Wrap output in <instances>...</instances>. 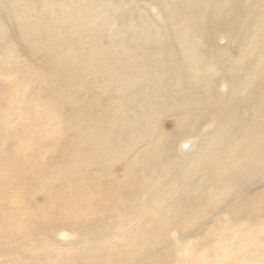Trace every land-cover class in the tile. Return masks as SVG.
I'll return each instance as SVG.
<instances>
[{"label": "rangeland", "instance_id": "1", "mask_svg": "<svg viewBox=\"0 0 264 264\" xmlns=\"http://www.w3.org/2000/svg\"><path fill=\"white\" fill-rule=\"evenodd\" d=\"M223 2L227 5V19L222 20L221 11L216 16L210 15L219 22L204 19L200 34H204L206 42H201L212 50V57L225 68L229 62L243 59L241 56L249 48V44L241 41L245 35L241 23L246 24L252 17L247 18V7L258 9L260 12L255 15L260 16L264 0H206L203 5L209 12L205 14L212 13L215 3ZM201 5L202 0H0V193L3 191L2 196H7L6 202H0V212L9 213L14 219L9 224L14 233L11 237L6 236L3 223H0V246L10 250L8 254L0 252L3 259L0 264H89L94 260L105 262V258H111L113 264L122 256L133 255L135 246L140 248L141 254L147 252L145 256L152 257L146 264H200L194 262L195 255L204 258L201 264H251L252 260L264 264V215L260 223L248 224H219L217 219L210 221L211 217L201 222L155 223L130 210L118 217L117 210L106 207L108 203L101 193L99 199H89V203L78 205V213L72 214L62 227L43 232L33 224L32 215L36 216L38 210L35 200L43 201L47 188L28 180L23 165L27 150L35 149V164L49 159L43 171L56 174L58 166H67L69 157L74 158L79 150L69 141L73 136L71 123L79 117H88V122L98 118L101 122L104 120L101 113L117 111V107L112 106L116 100V77L126 76L132 83L148 76H160L162 80L170 78L175 82L181 78L177 76L188 79V74L183 72L171 75L177 73L183 63L181 53L185 48L192 52L202 49L196 45L199 36L192 28L195 19L187 18V13L204 11ZM235 20L241 24L240 28ZM219 75L221 80L216 85V93L207 95L209 98L197 104L201 112L207 108L204 103L212 106L213 102L217 105L218 116L230 111L233 95V77L230 76L242 75L236 69L221 71ZM258 81L264 85L263 80ZM253 85L257 84L252 82ZM64 90L81 107L69 102L68 96L62 95ZM261 90H253L249 101L239 104L234 125L219 124L220 119H216V125L212 126L207 118L205 131L220 132L222 140L233 127H243L251 118L252 107L248 104L254 102ZM196 92L201 93L199 86ZM172 95L167 94L168 98ZM182 105L177 104L176 108ZM164 109L169 110L170 105ZM84 111V115L77 116ZM116 117L113 116V120ZM171 118L172 115L154 120L152 136L158 133L154 141ZM169 128L167 125L166 129ZM99 130L97 124L88 126L90 134L96 135ZM201 136L202 133L195 138L178 136V156H168L167 139L163 136L161 142L166 145L160 147L156 159L161 166H178L179 160L185 162L196 156L198 146L195 144ZM37 146L42 148V154ZM88 147L90 149L91 144ZM146 148L147 144L128 150L125 157L129 159L125 163ZM94 149L92 146L93 151H100L97 146ZM87 164L90 173L101 170L98 156L88 158ZM122 167L123 164L115 166L113 171L119 173ZM164 176L167 181V173ZM39 177L35 180L39 181ZM188 177L183 176V179L188 180ZM152 181L156 185L158 178ZM15 186L19 189L17 198L12 193ZM5 187L9 191L4 190ZM17 199V206H9ZM225 226L242 228L245 232L252 230L251 235L246 234L247 238L255 236L257 248L251 256L239 259L241 252L235 249L246 250L248 246L247 239L239 238L237 233L222 242ZM206 227L211 229L208 231Z\"/></svg>", "mask_w": 264, "mask_h": 264}, {"label": "bare ground", "instance_id": "2", "mask_svg": "<svg viewBox=\"0 0 264 264\" xmlns=\"http://www.w3.org/2000/svg\"><path fill=\"white\" fill-rule=\"evenodd\" d=\"M205 1L202 0L201 5L204 11L187 13V18L195 19L192 28L200 38L199 40L197 37L196 45L198 44L197 46L202 49L192 52L189 48H185L181 53L183 63L180 64L177 73L174 72L171 75L176 76L183 72L185 75L188 74L186 76L188 79H185V76H177L181 78L175 82L170 78L162 80L160 76H148L132 83L126 76L116 77V100L112 106L115 105L117 111L107 110L105 113H101L100 115L104 118L101 122L98 118L97 121L91 118L88 122V117H79L71 123L73 136L69 138V141L79 150L75 152L74 158L69 157L70 161L67 166H58L56 174L52 173L51 175L43 171L47 168L46 164L49 159L44 158L42 162L35 164V149L27 150L23 165L28 180L32 184L40 183L47 188L44 191L43 201L35 200V208L38 210L36 216L32 215V219L36 229L49 232L50 229L62 227L65 225L64 222L70 221L72 214L78 213V205H84L87 201L89 203V199H99L101 193L108 203L106 207H113V211L117 210L118 217L129 213L128 210H130L131 213L142 217V219L152 220L155 223H180L185 220L201 222L208 217H211L210 221L217 219L219 224L260 223L261 215H264V85L258 80L264 81V10L260 16H257L255 14L260 12L258 9L247 7V18L252 17L246 24L240 17L243 25L242 30H244L242 34L245 33L241 41L245 45L249 44V48L241 56L243 59L229 62L224 68L220 66L221 62L212 57V50L207 49L202 43L206 41L203 39L204 34H200V25L204 19L208 21V18L211 23L219 22L216 17H211L216 16L220 11L223 12L221 13L222 20L227 19L225 16L227 5L224 2L215 3L212 6V13L205 14L209 12V9L203 5ZM235 23L240 28L239 21L235 20ZM247 24L249 28H246ZM233 69L240 71L242 76H230L233 77L230 111L218 116L217 105L215 106L212 101V106L202 103L207 108L201 112V108H197V104L204 102V98H209L206 97L207 95L216 93V85L221 80L219 72ZM252 82L257 85L251 86ZM198 86L201 93L196 92ZM261 88L262 90L257 92L254 102L248 104L252 107L251 118L244 123L243 127H233L229 132H226L222 140L220 132H216L214 129L205 131L207 127L205 129L204 126L208 124L207 118L211 120L212 126L216 125V119H220L219 124L229 125V127L234 125L233 122L238 113L236 108L239 104L249 101L253 90ZM168 93L173 94L171 98H168ZM62 95H67L69 102L80 106L69 97L68 91L64 90ZM187 99L190 104L185 102ZM182 103V106L176 108L177 104ZM167 104L170 105L169 110L164 109ZM180 108L181 110L177 111ZM81 114L84 115L85 111L78 113L77 116H81ZM170 115L172 118L166 121L169 122L167 124L170 127L169 130L166 129L167 125H164L161 136L154 141L158 134L152 136L154 120ZM113 116H117L115 120H113ZM92 124L99 126L100 130L96 132V135L88 133V126ZM201 133L203 136L195 144L198 146L196 156L193 155L185 162L183 159L179 160L178 166L173 164L161 166L156 159L160 147L166 145L165 143H167L165 148L168 149V156H175V154L178 156L179 153L176 150L178 136L188 135L195 138ZM162 137L167 139L164 144L163 141L161 142ZM88 144H91L90 149ZM145 144H147L146 149H142L138 155L135 154V157L125 163V160L129 159V157H125L128 150ZM24 146L29 147L26 143ZM92 146L93 149L94 146H97L100 151H93ZM37 149L42 154V148L40 150L37 146ZM89 156L93 158L98 156L101 170H98L97 173H90L91 170L86 167ZM122 164L124 167L121 172L116 171L115 173L113 171L115 166H122ZM164 173H167V181L163 179ZM36 176H40L39 181L35 180ZM183 176H189V179L184 180ZM155 177L158 178L156 185L152 183V179ZM4 190L9 191V188L5 187ZM49 191L50 193L46 195L45 193ZM3 193L5 192L0 193V198H4V200L0 199V202H6L7 196H2ZM12 193L17 198L19 195L17 186ZM17 205L18 199L14 205L9 206ZM50 209L53 211H49ZM8 214L0 212V223H3L2 229L6 236L11 237L14 233L9 224L14 222V219ZM22 220L24 221L23 217ZM205 229L209 231L211 228L206 227ZM16 230L18 231L19 228ZM224 231L223 243L236 233V236H240L239 238L247 239L245 241L248 246L246 250L235 249L236 252H241L239 259H242V256L244 258L251 256L256 250L255 236L247 238L246 235L247 233L251 235L252 230L245 232L242 228L225 226ZM183 234L185 233L183 232ZM252 235H255L254 231ZM6 249L4 245L0 246V252L8 254L10 250ZM134 249L133 255L128 258L127 255L122 256L113 264H146V261H152L151 256H145L147 252L141 254L138 246H135ZM193 258L196 259L194 262L200 264L204 259L197 255ZM105 259V262L104 260H94L89 264H112L111 258ZM251 264H258V262L252 260Z\"/></svg>", "mask_w": 264, "mask_h": 264}]
</instances>
